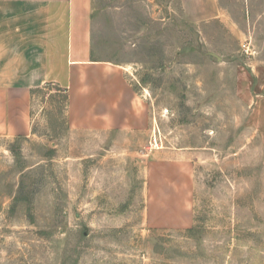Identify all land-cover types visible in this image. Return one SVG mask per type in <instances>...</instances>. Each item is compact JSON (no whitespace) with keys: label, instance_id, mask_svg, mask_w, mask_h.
I'll use <instances>...</instances> for the list:
<instances>
[{"label":"rangeland","instance_id":"obj_1","mask_svg":"<svg viewBox=\"0 0 264 264\" xmlns=\"http://www.w3.org/2000/svg\"><path fill=\"white\" fill-rule=\"evenodd\" d=\"M218 1L90 0L146 128L75 130L63 88L34 90L0 138V264H264V0Z\"/></svg>","mask_w":264,"mask_h":264},{"label":"crops","instance_id":"obj_2","mask_svg":"<svg viewBox=\"0 0 264 264\" xmlns=\"http://www.w3.org/2000/svg\"><path fill=\"white\" fill-rule=\"evenodd\" d=\"M182 2L192 16L218 15V0ZM91 13L90 0H0V138L30 132L33 92L48 83L67 91L75 130L146 128L128 70L94 55Z\"/></svg>","mask_w":264,"mask_h":264},{"label":"trees","instance_id":"obj_3","mask_svg":"<svg viewBox=\"0 0 264 264\" xmlns=\"http://www.w3.org/2000/svg\"><path fill=\"white\" fill-rule=\"evenodd\" d=\"M47 85L49 86V85H51V84H50V83H48ZM58 88H60V87H58ZM60 89H61V88H60ZM64 90H65V89H64ZM65 91H66V90H65ZM66 93H67V91H66ZM67 96H68V95H67ZM67 96H66V97H67ZM67 99H68V97H67Z\"/></svg>","mask_w":264,"mask_h":264}]
</instances>
